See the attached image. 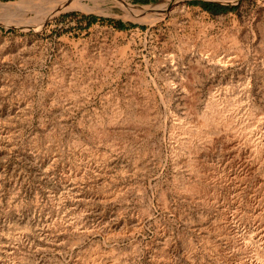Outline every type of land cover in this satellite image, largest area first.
<instances>
[{
	"label": "rangeland",
	"instance_id": "obj_1",
	"mask_svg": "<svg viewBox=\"0 0 264 264\" xmlns=\"http://www.w3.org/2000/svg\"><path fill=\"white\" fill-rule=\"evenodd\" d=\"M75 1L0 0V264H264V161L185 130L222 102L264 146V0Z\"/></svg>",
	"mask_w": 264,
	"mask_h": 264
},
{
	"label": "bare ground",
	"instance_id": "obj_2",
	"mask_svg": "<svg viewBox=\"0 0 264 264\" xmlns=\"http://www.w3.org/2000/svg\"><path fill=\"white\" fill-rule=\"evenodd\" d=\"M100 0H77V1H75V3H76V6H77V8H79V9H87V8H89V9H91V5L89 4V3H93V4H96V3H98ZM206 1H208V0H206ZM209 1H212V0H209ZM218 1V0H217ZM219 1H221V0H219ZM222 1H226L225 3H227V2H236L237 0H222ZM168 2V1H167ZM23 3V2H22ZM22 3H20V2H18V3H12V4H0V11L2 10V12H3V14L4 15H2V17L4 18V21H5V19H9L10 17H17V15H19L20 14V11L21 10H23V5H22ZM70 2H68V4H69ZM165 3V2H164ZM166 4V3H165ZM62 5H63V3H62ZM64 5H66L65 3H64ZM67 6V5H66ZM70 6H71V4H70ZM172 6V4H169V5H164V6H162L161 8L160 7H158L156 10H161L162 12L163 11H166L168 8H170ZM69 7V6H68ZM64 8V7H63ZM69 8H71V7H69ZM75 8V7H74ZM76 8V9H77ZM78 9V10H79ZM132 9H134V8H132ZM135 9H138V7L137 8H135ZM169 11V10H168ZM46 17V16H45ZM156 17H159V16H156ZM162 16H160V18H161ZM10 20V19H9ZM14 20V19H13ZM20 20V19H19ZM23 20V19H22ZM6 23H7V20H6ZM23 23V22H22ZM4 24V23H3ZM13 25V24H12ZM31 28V27H30ZM206 38V37H205ZM227 38V37H226ZM213 40V39H212ZM212 40H210V38H209V40H206V41H204L205 42V48L207 49L208 48V50L210 49H212V50H218L219 48H220V46H221V42H215V41H212ZM224 41H226V39L224 40ZM238 40H237V38H228V40L226 41V43H225V45H227L226 47H228V44H229V47H230V45L231 46H236L237 47V44H238V42H237ZM223 42V41H222ZM203 45H204V43H203ZM202 45V46H203ZM224 45V44H223ZM193 43L191 42V41H188V43L186 44V46H184L183 48H185V51L187 52V51H189V50H191L193 47ZM206 49H204L205 51H206ZM202 50H203V47H202ZM190 52V51H189ZM221 104H222V102H220ZM220 103H218V102H216V101H214V103H212V104H210L209 105V107H207L208 108V111H206V112H204V114L203 115H201V116H199V117H197V119H196V122L191 126L188 122V127L187 128H185V130H186V136L188 135V136H190V139H188L189 141L188 142H186V147H188L190 150H191V152H194L195 154H197V152L199 151V149H201V148H198V146H196L195 144H194V140H198L199 142H202V143H204V142H206V141H211L212 143L211 144H216V145H224V146H228L229 144H231V142L233 143L234 141H239L238 142V144H240V143H248L247 145H249V146H251L252 148V151L250 150V152H251V154H255V155H257V156H259V160L258 161H261L260 159H262V161H264V146L263 147H261L260 146V144L261 143H257V141H256V138L255 137H250L251 135H250V133H247V131L248 130H250L249 128V126H250V124L251 123H249L248 121V123H249V126H247V124L244 122V121H242L240 118H237L236 116H235V114L233 115V113L231 112L232 110H233V105H230L231 107H233V108H231V109H229V108H225V107H223L224 105L222 104H220ZM232 103V102H231ZM228 104V106H229V103H227ZM232 104H234V103H232ZM235 105V104H234ZM227 107V106H226ZM236 110H238V109H235V111ZM240 110V109H239ZM239 112V111H238ZM238 112H236L237 113V115L239 114L240 115V113H238ZM140 113V112H139ZM194 113V112H193ZM235 113V112H234ZM115 114H116V112H115ZM121 114V113H120ZM136 114V113H135ZM197 114V113H196ZM195 114V115H196ZM195 115L192 117V119L193 118H195ZM111 116V115H110ZM122 116V115H121ZM136 116H139V118L138 119H140V115H136ZM145 116V115H144ZM110 118V117H109ZM118 118H121L119 115L117 116V115H113V117L112 118H110L111 119V121H110V119H109V121H110V124L112 123V124H114V125H116L115 124V122H117V120H118ZM129 118V117H128ZM131 118V117H130ZM130 118H129V120H126V121H131V120H133V118H131V120H130ZM241 118H242V116H241ZM254 118H256V117H254ZM135 119V118H134ZM141 119H142V117H141ZM136 120V119H135ZM147 120V119H146ZM245 120V119H244ZM250 120V119H249ZM252 120V119H251ZM119 121V120H118ZM125 121V120H124ZM137 121V120H136ZM139 121V120H138ZM193 121V120H192ZM194 121H195V119H194ZM253 121H254V119H253ZM133 122H135V121H133ZM255 122V121H254ZM101 123V122H100ZM131 123H132V121H131ZM186 124V123H185ZM253 124V123H252ZM255 124V123H254ZM113 126V125H112ZM187 126V125H186ZM103 127V126H102ZM183 127H185V126H183ZM251 127H253L252 125H251ZM100 128V127H99ZM97 129V128H96ZM182 129V128H181ZM95 130V129H94ZM102 132H103V130H102V128L100 129ZM184 129H182V131H183ZM96 131V130H95ZM100 131V132H101ZM180 131V130H179ZM179 131H178V133H179ZM251 131V130H250ZM97 133H98V135H99V131H97ZM103 133H105V132H103ZM180 133H181V131H180ZM179 133V134H180ZM97 135V134H96ZM102 135V134H101ZM181 135V134H180ZM100 136V135H99ZM184 136V135H183ZM184 139V138H183ZM185 140V139H184ZM187 141V140H186ZM185 143V142H184ZM202 143H200V145H202ZM207 144V143H206ZM199 145V144H198ZM199 145V146H200ZM204 145V144H203ZM230 146V145H229ZM235 146V145H234ZM248 146V147H249ZM208 147V146H207ZM212 147V146H211ZM213 148V147H212ZM199 153V152H198ZM188 154V153H187ZM191 154V153H190ZM194 154V155H195ZM198 156H199V154H197ZM191 156V155H190ZM254 156V155H253ZM192 157V156H191ZM194 157V156H193ZM252 157V156H251ZM196 158V157H195ZM198 158V157H197ZM253 158V157H252ZM189 159V158H188ZM187 159V160H188ZM256 159H258V158H256ZM198 160V161H197ZM197 160H195V159H189L188 160V164H189V166H190V169L194 172V171H197L198 172V170H202V169H198V166H199V159H197ZM185 161V160H184ZM202 162H203V160H201ZM205 161V160H204ZM257 161V160H256ZM185 163V162H184ZM200 164H201V162H200ZM203 164V163H202ZM186 166H187V164H186ZM204 166V165H203ZM188 167V166H187ZM204 168H205V166H204ZM188 169H189V167H188ZM204 170V169H203ZM192 171H190V172H192ZM208 171V170H207ZM214 171V170H213ZM202 172V171H201ZM204 172H206V170H204ZM195 173V172H194ZM193 173V174H194ZM203 173V172H202ZM196 174V173H195ZM199 174H200V171H199ZM206 174H207V172H206ZM209 174H210V172H209ZM212 174V173H211ZM210 174V175H211ZM204 175H205V173H204ZM209 175V176H210ZM214 175V174H213ZM212 175V176H213ZM196 176H197V174H196ZM196 176H195V178H196ZM206 176H208V175H205V177ZM217 176H215L214 178H216ZM220 177V176H219ZM200 178V177H199ZM198 178V179H199ZM201 178H203L202 176H201ZM213 178V177H212ZM213 178V179H214ZM218 178V177H217ZM210 178H208V180H209ZM189 181V180H188ZM202 181H203V179H202ZM205 181H207L206 179H205ZM210 181V180H209ZM198 182H200L201 183V181H199L198 180ZM197 182V183H198ZM191 184H193L192 182H191ZM189 185V184H188ZM186 186V185H185ZM201 186V185H200ZM200 187H199V185H197V184H193V185H189V186H187L186 188H185V192H187L188 194H189V196L191 195L192 196V198L193 197H195V196H197V194H200ZM202 189H203V187H202ZM205 192V190H201V193L202 192ZM201 195V194H200ZM204 196V195H203ZM203 196H201L200 197V199L202 198V199H204L205 198V196L203 197ZM197 199V198H196ZM195 199V200H196ZM194 200V199H193ZM198 200V199H197ZM206 201H209V200H207V199H205ZM205 201V202H206ZM204 202V201H203ZM228 224V223H227ZM218 228V227H217ZM209 229V228H208ZM225 232H226V235L228 234V235H230V233H231V231H230V229H229V227L227 226L226 228H225ZM224 235H225V233H224ZM231 235H232V233H231ZM233 243H234V241H233ZM261 254V253H260ZM264 254V253H263ZM98 264V263H97Z\"/></svg>",
	"mask_w": 264,
	"mask_h": 264
},
{
	"label": "trees",
	"instance_id": "obj_3",
	"mask_svg": "<svg viewBox=\"0 0 264 264\" xmlns=\"http://www.w3.org/2000/svg\"><path fill=\"white\" fill-rule=\"evenodd\" d=\"M192 4H199L200 6H202V8H204L206 11L210 12L212 15H218V14L224 13L228 10L227 7L217 5V4L199 3V2H192ZM95 20H96V18L92 19V21H95ZM118 27L120 29H125L126 26L122 23H119Z\"/></svg>",
	"mask_w": 264,
	"mask_h": 264
},
{
	"label": "water",
	"instance_id": "obj_4",
	"mask_svg": "<svg viewBox=\"0 0 264 264\" xmlns=\"http://www.w3.org/2000/svg\"><path fill=\"white\" fill-rule=\"evenodd\" d=\"M133 7L137 8L136 6H133Z\"/></svg>",
	"mask_w": 264,
	"mask_h": 264
}]
</instances>
